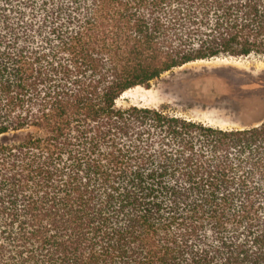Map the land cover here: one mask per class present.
I'll list each match as a JSON object with an SVG mask.
<instances>
[{
	"label": "trees",
	"instance_id": "obj_1",
	"mask_svg": "<svg viewBox=\"0 0 264 264\" xmlns=\"http://www.w3.org/2000/svg\"><path fill=\"white\" fill-rule=\"evenodd\" d=\"M264 53V0H0V264H264V119L117 99Z\"/></svg>",
	"mask_w": 264,
	"mask_h": 264
},
{
	"label": "rangeland",
	"instance_id": "obj_2",
	"mask_svg": "<svg viewBox=\"0 0 264 264\" xmlns=\"http://www.w3.org/2000/svg\"><path fill=\"white\" fill-rule=\"evenodd\" d=\"M214 59L228 62L206 66ZM116 104L163 108L170 114L220 128L256 125L264 119V53L187 62L164 72L149 86L130 88Z\"/></svg>",
	"mask_w": 264,
	"mask_h": 264
},
{
	"label": "bare ground",
	"instance_id": "obj_3",
	"mask_svg": "<svg viewBox=\"0 0 264 264\" xmlns=\"http://www.w3.org/2000/svg\"><path fill=\"white\" fill-rule=\"evenodd\" d=\"M221 60H223V61H226V62H228V60L227 59H214L213 61H209V63L208 64H206V66H213V64H214V66L216 65V63H220V61ZM235 60V59H234ZM241 60V59H240ZM231 61V60H230ZM233 61V60H232ZM236 61V60H235ZM225 62V63H226ZM244 63V62H243ZM238 64H239V60H238ZM242 64V63H241ZM218 65H220V64H218ZM226 65V64H225ZM248 69V68H247ZM129 91V90H128ZM128 93V92H127Z\"/></svg>",
	"mask_w": 264,
	"mask_h": 264
}]
</instances>
